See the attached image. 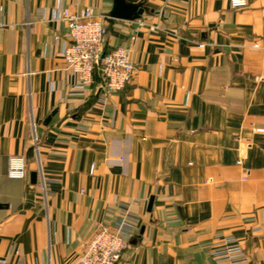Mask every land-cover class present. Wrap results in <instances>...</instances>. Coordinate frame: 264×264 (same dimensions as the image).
Instances as JSON below:
<instances>
[{
  "label": "crops",
  "instance_id": "obj_1",
  "mask_svg": "<svg viewBox=\"0 0 264 264\" xmlns=\"http://www.w3.org/2000/svg\"><path fill=\"white\" fill-rule=\"evenodd\" d=\"M126 1L144 4L140 19L110 17L114 0H0V260L81 264L131 206L140 225L118 264H216L219 235L264 264V0ZM87 7L135 66L104 106L97 73L71 94L62 55L58 10ZM13 155L27 178L8 177Z\"/></svg>",
  "mask_w": 264,
  "mask_h": 264
},
{
  "label": "built area",
  "instance_id": "obj_2",
  "mask_svg": "<svg viewBox=\"0 0 264 264\" xmlns=\"http://www.w3.org/2000/svg\"><path fill=\"white\" fill-rule=\"evenodd\" d=\"M230 4L232 8L240 10L248 7L249 1L230 0ZM56 20L64 22L69 28L68 41L62 46V55L67 68L77 76V84L73 86L71 94L84 96L86 87L93 83L96 72L103 76V83L98 87L99 103L102 106L107 104L111 94L131 85L135 77L132 53L123 47L107 50L108 28L105 17L97 15L91 7L79 11L60 8ZM140 26L146 27L147 23L142 21ZM8 27L5 7L0 4V29ZM158 28L149 27L151 30ZM256 132L264 134V128H257ZM119 161L124 162V158L121 157ZM94 169L93 166L92 172ZM8 177H28L25 156L9 157ZM139 225L140 220L132 207L123 206L115 225L101 226L96 231L81 258V264H118ZM210 256L216 264H250L242 243L232 236H217ZM0 264L8 263L3 259Z\"/></svg>",
  "mask_w": 264,
  "mask_h": 264
},
{
  "label": "water",
  "instance_id": "obj_3",
  "mask_svg": "<svg viewBox=\"0 0 264 264\" xmlns=\"http://www.w3.org/2000/svg\"><path fill=\"white\" fill-rule=\"evenodd\" d=\"M114 3H115L114 8L110 14V17L115 18V19L135 21V20L140 19L146 11L143 3L133 4V3L127 2L126 0H114ZM56 113L57 111H54L53 114L46 119L45 121L46 125H48L51 122L52 117ZM37 177H38L37 172L31 173L32 182L35 183L37 181ZM153 202H154V199L152 198L149 203V207H148L149 212L152 211Z\"/></svg>",
  "mask_w": 264,
  "mask_h": 264
},
{
  "label": "trees",
  "instance_id": "obj_4",
  "mask_svg": "<svg viewBox=\"0 0 264 264\" xmlns=\"http://www.w3.org/2000/svg\"><path fill=\"white\" fill-rule=\"evenodd\" d=\"M97 74H99L100 76H101V81H102V83H103V76L101 75V73L100 72H96Z\"/></svg>",
  "mask_w": 264,
  "mask_h": 264
}]
</instances>
